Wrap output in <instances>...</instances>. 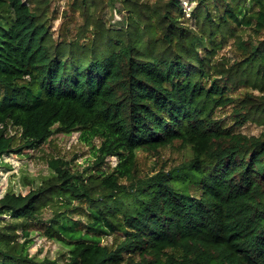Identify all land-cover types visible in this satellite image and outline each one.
I'll use <instances>...</instances> for the list:
<instances>
[{"label":"trees","instance_id":"trees-1","mask_svg":"<svg viewBox=\"0 0 264 264\" xmlns=\"http://www.w3.org/2000/svg\"><path fill=\"white\" fill-rule=\"evenodd\" d=\"M123 2L124 26L94 25L105 38L99 50L53 42L27 3L0 0V158L72 131L94 156V174L52 158L44 185L0 197V215L22 226L53 208L40 234L64 245L66 260L29 256L28 231L15 246L0 226V264H264V130L247 135L213 116L238 85L264 89L263 39L236 35L237 27L264 30V0H195L193 25L180 22L178 0ZM229 36L241 58L219 65L214 52ZM259 99L254 112L233 109L238 126L248 113L264 123ZM9 125L20 133L16 148ZM175 141L190 146L188 160L138 175L136 150ZM73 201L84 204V221L71 217ZM106 235L118 237L115 247L101 243Z\"/></svg>","mask_w":264,"mask_h":264},{"label":"rangeland","instance_id":"rangeland-1","mask_svg":"<svg viewBox=\"0 0 264 264\" xmlns=\"http://www.w3.org/2000/svg\"><path fill=\"white\" fill-rule=\"evenodd\" d=\"M31 9L36 11L40 20H45L47 34L53 42L78 41L85 46H92L102 50L104 39L94 34L95 27L111 28L116 30L125 25L127 15L126 6L123 0H23ZM168 0H138L142 7L156 6L160 7ZM182 12L179 14V20L183 25H193V18L190 11L195 7V0H178ZM83 5V6H82ZM113 32L111 33V35ZM236 35L240 39L252 40L257 42L264 41V30L260 33H254L251 28L241 27L236 29ZM238 41L236 36H229L221 41L219 47L214 52L213 62L217 61L219 65L228 66L235 59L241 58V50L236 46ZM260 83V82H259ZM245 94L250 97L246 99ZM234 101L224 106L214 108L213 116L220 121L223 126L232 127L234 131H241L247 135H259L264 130L263 119L256 113H248L247 119L242 126L235 123L233 109L240 105H250L251 102L257 103L259 97H264V89L260 85L253 86L251 83L238 85L229 94ZM251 112L255 107L250 105ZM80 131L71 133L55 132L44 143L36 149L23 148L20 151L10 152L0 158V197L5 192H14L26 194L30 190L44 185V180L51 176V170L48 161L52 158H60L68 162L71 172L81 175L94 174V156L91 146L79 138ZM7 134L11 135L16 148L21 143L19 130L13 126L7 127ZM94 144L98 143L95 139ZM190 146L175 141L172 145L163 146L156 151L136 150V169L138 175H151L160 169L168 170L191 157ZM116 158L111 157L108 163L113 167ZM105 167H107L106 163ZM76 206L71 210V217L74 219L85 220V217L78 214L83 203L73 201ZM53 208L44 207L38 215L39 219L30 221L13 220L8 214L0 215V226L8 231V241L13 245L22 243L25 239L23 229L28 231L27 252L29 256L35 259L44 257L63 262L67 257V248L57 240L44 236L41 233V220L49 218L53 213ZM118 237L106 235L101 238V243L110 247H115ZM171 253V250H167Z\"/></svg>","mask_w":264,"mask_h":264}]
</instances>
